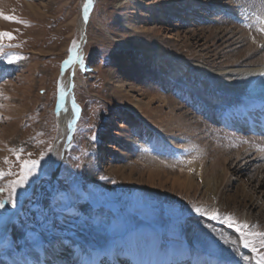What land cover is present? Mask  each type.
Returning a JSON list of instances; mask_svg holds the SVG:
<instances>
[{
	"label": "bare ground",
	"instance_id": "bare-ground-1",
	"mask_svg": "<svg viewBox=\"0 0 264 264\" xmlns=\"http://www.w3.org/2000/svg\"><path fill=\"white\" fill-rule=\"evenodd\" d=\"M95 1L88 3L85 0L84 5L88 3L87 11L83 5L77 59L61 84L62 104L57 108L59 133L43 171L55 164L56 153L75 122L73 78L77 76V67L84 53L86 26ZM216 1L119 0L117 3L122 13L129 2L132 13L138 16L135 20L142 21V26L138 27L133 21L126 20L129 16L125 17L122 20L127 29L137 31L141 27L143 33L154 38H167L172 42V50L161 57L149 51L138 57L132 54V46L117 41L122 46V53L118 57L117 69L110 77V94L123 100L129 113L126 116L128 125L120 129L123 146L120 154L132 160L138 156L136 151L141 146H147L165 155L167 161L143 160L136 162L135 166L131 165L135 164L131 161V164H118L114 169L120 171L124 185L132 187L136 174L138 182L144 183L148 191L157 189L159 193L164 191L166 184H169L172 193L176 190H195L197 181L193 177H200L201 184L205 185L211 196L205 208L217 207L221 214H231L237 221L249 223L253 232L264 233V166L253 162L259 161L264 154L256 148L254 152L249 150V144H242L234 150L231 145L239 140L233 143L222 137L232 134L246 141L264 142V136L254 138L246 134L245 127L237 124L236 117L253 111L254 104L246 100V89L264 72V50L261 51L257 45L258 42L264 44V32L259 34L252 29L246 32L240 26L229 24L232 23L229 19L216 12L220 10L235 17L239 13L242 15V7L235 9L239 12L230 8L237 6H234V2L242 6L243 0H222L223 3L220 2L218 6ZM244 1L252 5L249 12L257 14L249 13L247 18L255 16L253 23L264 27L261 24L264 0ZM192 5L208 10L209 20L207 17L201 20L209 23L197 22L200 15L198 11L189 12ZM138 7H142V10ZM166 16L197 22V25L192 28L174 25L169 20L165 22ZM242 18L237 23L247 25ZM186 106L189 108L186 109ZM199 111L205 119L196 116ZM139 132L141 139L135 142L132 135ZM102 138L106 140L108 136L102 133ZM180 146L185 152L195 154L182 156V151H178ZM100 153L103 154V150ZM172 154H175L174 158L170 157ZM103 159H108V156ZM151 161L154 166L147 164ZM164 164H179L182 171L179 169L175 176H170L164 171ZM182 167L198 170V175L186 174L182 177L181 172L185 171ZM236 180L246 182L258 196L253 195L255 199L248 197L240 183L242 191L227 194L237 183ZM80 215L82 220L77 226L78 238L74 241L58 237L43 246H29L26 255L1 257L0 264H258L261 255H257V247L264 255L261 243L264 237L257 236L256 241L245 248L240 237V242L236 243L237 238L232 233L202 221H187L179 227L156 221H131L123 234L113 235L115 228L112 226H115L117 219L89 210ZM9 225L10 221H7L0 226V236ZM69 244L73 246L64 248Z\"/></svg>",
	"mask_w": 264,
	"mask_h": 264
},
{
	"label": "rangeland",
	"instance_id": "rangeland-1",
	"mask_svg": "<svg viewBox=\"0 0 264 264\" xmlns=\"http://www.w3.org/2000/svg\"><path fill=\"white\" fill-rule=\"evenodd\" d=\"M84 2L85 0H0V33L7 32L12 37L0 36V170L18 173L21 162L40 160L34 175L23 187L17 188L14 203H5L0 208V226L10 221L7 231L0 236V258L11 254L22 257L26 255L27 247L43 246L58 237L74 241L78 238L77 226L82 220L80 214L88 210L117 219L115 226H112L115 228L113 235L123 234L131 221H156L178 227L187 221H202L216 229L232 233L237 238L236 243H239L240 233L238 232V236L234 228L193 211V204L205 207L206 201L211 199L205 185L201 184L200 177H193L197 181L195 190H176L172 193L169 184H166L164 191L159 193L157 189L154 192L148 191L144 183L138 182L136 174L132 187L124 185L120 171L114 169L122 163L135 162L131 164L135 166L136 162L143 160L167 161L165 155L150 150L147 146H141L136 151L138 156L132 160L120 154V129L128 125L129 119L126 116L129 113L125 110V102L110 94V77L117 69L118 57L122 53V46L117 41L132 46V54L138 57L147 51L161 57L172 50V42L167 38H154L143 33L141 27L137 31L125 27L122 19L128 16L127 21H133L138 27L142 26V21L135 20L138 16L132 13L129 2L121 13L117 7L119 0L95 1L86 26L84 53L77 67V76L73 78L75 122L56 153L55 164L43 171L59 133L56 103L61 94V84L77 59L75 56L81 39L79 20ZM220 2L223 3L222 0H217L216 6ZM234 6L236 7L230 8L231 11L242 7V15L239 13L235 17L220 10L216 12L229 19L232 22L229 24L240 26L246 32H251L252 29L259 34L263 33L253 23L252 18L257 14L249 12L251 4L243 0L242 6L235 2ZM138 8L142 10V7ZM190 10V13L198 11V23H209L207 20L210 15L206 13L208 10L195 8V5ZM249 13L255 16L247 18ZM4 17L15 19L8 20ZM206 17L207 20H201ZM242 17L243 22L250 21L249 25L246 22L248 26L237 23ZM165 19V22L169 20L174 25L181 24L190 28L197 25V22L183 21L172 16H166ZM251 26L256 28L253 30ZM257 45L261 51L264 50L263 42H258ZM168 93L173 95L171 90ZM185 108L188 109L189 106ZM196 116L205 119L200 112ZM102 133L108 136L106 140L102 138ZM132 136L135 142L141 139L140 132ZM229 136L222 137L230 142L238 139L241 144L235 142V145H231L232 149L249 144V150L254 152L256 148L264 154V142L246 141L243 137L237 138L232 134L231 138ZM180 147L178 151H182L181 155L184 157L195 154L185 152ZM101 150L103 154L100 153ZM41 152L45 153L43 159H40ZM174 155L170 157L174 158ZM104 156H108V159L104 160ZM261 159L264 161V156ZM261 159L253 162L264 166ZM168 162L172 163L170 160ZM153 163L147 162L151 166H154ZM171 165L164 164V171L175 176L180 165ZM182 168L185 169L181 172L182 177L186 174L198 175V170ZM17 178L16 175L0 178V188ZM235 182L237 183L227 194L242 191L240 183L245 187L248 197L255 199L254 196H258L246 182ZM6 197V191L0 193V198ZM215 209L219 212L217 207ZM247 224V231L255 233L251 225ZM256 237L248 236L249 244L254 243ZM72 246L69 244L64 248ZM260 249L257 247V255L262 257L264 255Z\"/></svg>",
	"mask_w": 264,
	"mask_h": 264
},
{
	"label": "snow or ice",
	"instance_id": "snow-or-ice-1",
	"mask_svg": "<svg viewBox=\"0 0 264 264\" xmlns=\"http://www.w3.org/2000/svg\"><path fill=\"white\" fill-rule=\"evenodd\" d=\"M91 0H88V3H90ZM88 3L84 5L85 11H87ZM8 20L15 19L14 17H4ZM261 24H264V19L261 20ZM261 32H264V27L260 29ZM0 36H7L10 39L11 34L7 32L0 33ZM67 63V61H66ZM45 153H40V159H43ZM17 160L19 161V155H17ZM5 162H7V159L5 158ZM40 160H25L20 163V171L18 173H12L11 170L8 172H4L0 170V178H3L5 176H11L16 175L18 176L17 179H13L9 181L6 185H4L2 188H0V193L7 192L6 198H0V208L4 207L5 203H14L13 197L16 195L17 188L23 187V185L29 180L30 177L34 175L36 172L37 166L39 165ZM193 211H195L198 214L207 216L210 220H217L222 224L227 225L230 228H234L235 231L240 233V238L243 243V246L245 248L249 247V240L247 239L250 235H256L264 237V233L262 232H248L247 229H249V225L246 222H238L233 215L231 214H221L216 209H207L202 206H197L196 204L192 205ZM262 246H264V241L261 242ZM253 251H256L255 248H253ZM258 264H264V256L261 257V260L258 261Z\"/></svg>",
	"mask_w": 264,
	"mask_h": 264
},
{
	"label": "water",
	"instance_id": "water-1",
	"mask_svg": "<svg viewBox=\"0 0 264 264\" xmlns=\"http://www.w3.org/2000/svg\"><path fill=\"white\" fill-rule=\"evenodd\" d=\"M61 104H62V101H59V102H58V105L61 106ZM31 191H32V188H31V190L29 191V193H30Z\"/></svg>",
	"mask_w": 264,
	"mask_h": 264
}]
</instances>
